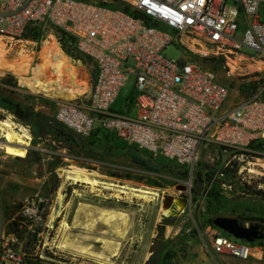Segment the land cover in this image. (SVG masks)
Segmentation results:
<instances>
[{
	"label": "built area",
	"instance_id": "obj_1",
	"mask_svg": "<svg viewBox=\"0 0 264 264\" xmlns=\"http://www.w3.org/2000/svg\"><path fill=\"white\" fill-rule=\"evenodd\" d=\"M30 28L40 33L39 39L24 37ZM51 36L49 41L63 52L65 44L90 61L87 105L35 93L13 74L24 91L54 100L55 120L77 136L89 137L100 128L131 146L171 159L190 175L202 145L219 149L223 166L231 168L234 158L255 152L252 142L264 141V74L254 77L249 94L230 103L229 86L202 62L214 55L228 58L243 46L264 55V0H0V37L5 45L12 49L32 42L42 48ZM169 46L181 49V57L167 58L163 50ZM129 76L133 95L122 111H116L113 104ZM244 169L250 170L238 165L236 174ZM224 174L219 173L222 187L229 190ZM183 185L191 200V178ZM199 235L214 264H223L215 259L218 255L264 258V236L249 242L213 224ZM0 264H22V259L7 247L0 251Z\"/></svg>",
	"mask_w": 264,
	"mask_h": 264
},
{
	"label": "rangeland",
	"instance_id": "obj_2",
	"mask_svg": "<svg viewBox=\"0 0 264 264\" xmlns=\"http://www.w3.org/2000/svg\"><path fill=\"white\" fill-rule=\"evenodd\" d=\"M24 43L21 47L17 43L12 49L9 44L5 45L7 56L11 58L23 51L31 65L42 61L41 45ZM64 54L71 58L77 71H81L80 75H84L85 90L75 102L86 106L90 61ZM163 54L169 59H178L182 50L169 46ZM202 62L216 73L220 82L229 86L230 103L249 94L254 87L252 81H256L254 77L264 74V55H256V51L246 46L228 58L214 55ZM0 71V93L33 110V116L20 120L0 99V251L10 247L20 257L27 251V262L22 264H33L36 257L40 259L39 264H151L152 258L160 264H214L199 235L210 219L222 215L236 217L242 222L264 224V196L252 191L264 190V167L247 164L258 158L264 163V146L252 149L255 152L244 153L248 155L241 160L234 158L232 167L225 168L223 153L211 145H202L190 175L171 159L159 154L153 158L138 153L133 146L101 129L86 138L65 131L55 121L57 105L54 100L24 91L12 71ZM133 92V78L129 76L120 88L114 110L122 111ZM130 112L134 115L135 107ZM2 122L15 123L18 125L14 127L15 131L29 135L24 156L9 155L2 149V135L7 130ZM19 126L26 131L20 130ZM64 134L72 135L74 141ZM136 158L145 161V165L135 162ZM71 165L91 172L92 177L98 179V185L73 182L61 174ZM238 165H244L252 172L244 169L243 174L238 175ZM221 171L225 172V181L231 183L229 190L222 187ZM215 173V179L211 181ZM199 174L201 181L197 180ZM189 178L192 180V197L185 210L161 218L163 195H179L177 185H183ZM143 189L150 193L141 192ZM58 190L64 195L62 212L51 222V211L60 207L56 199ZM10 205L18 206L14 214L7 210ZM103 211L124 212L127 221L122 223L117 216L114 224L107 225L99 219L94 232L80 226L92 215L98 216ZM13 219H19L16 234L7 228ZM63 222H67L69 228L64 229ZM115 222L122 225L123 236L114 232ZM87 234L110 241L106 244L95 242L93 237H83ZM71 240L78 246L93 244L95 255L78 252L68 244L60 248L61 243ZM166 254L170 257L165 259ZM215 259L223 264H264V258L238 260L218 255Z\"/></svg>",
	"mask_w": 264,
	"mask_h": 264
},
{
	"label": "bare ground",
	"instance_id": "obj_3",
	"mask_svg": "<svg viewBox=\"0 0 264 264\" xmlns=\"http://www.w3.org/2000/svg\"><path fill=\"white\" fill-rule=\"evenodd\" d=\"M50 38L53 37L51 36L42 42L41 52L44 53L42 61L37 64L31 65L29 62V57L27 56V54H24L23 51H18L16 55L9 58L7 56L8 49L6 48L5 43L2 42L0 37V70L5 69L12 71L19 78L20 84L22 86H26L29 90L35 93L41 92L46 96L61 100L75 99L85 90L86 80L84 78V75H80L81 71H77V66H74V64L70 60L71 58L69 59L64 54V52L58 47L54 40L50 42ZM2 125L7 128V130H4V133L2 135L4 138V141L1 144L2 149L9 155L21 157L24 156L26 153V145L28 144L27 139L29 138V135L26 132L20 133L15 131L14 127H18V125L15 123L11 124L8 122H2ZM19 129H23V131H26V129L20 126ZM252 164L263 165L264 167V163H262V160H260L259 158L256 159L255 162H252ZM61 174H65L66 178L72 179L73 182H86L92 186L98 185L99 183L98 179L92 177L93 174L91 172L76 165H71L70 168L63 169ZM186 184L190 185V182H187ZM133 190L136 191L135 189ZM141 192L148 193L149 190L143 189L141 190ZM56 199L60 207L53 210V212L51 211V222L52 219L59 217L62 212L61 205L63 204L64 195L59 190L56 193ZM174 203V210L171 207L163 208L161 206V213L171 214L174 211L179 212L182 208V203L177 200H174ZM117 216H120V218L122 219V223H126V213L118 212V214H115L110 211H103L100 212L98 216L94 217L92 215V218L87 219L80 226H82V228L88 232H94V230H96L95 225L99 219H102V222L107 225H112L114 224L113 221ZM62 225L65 227L64 229L69 228V224L67 222H63ZM121 227L122 225L120 223H117L114 226V232L123 236L124 232L122 231ZM89 235L90 234H87L83 237H93L95 242L102 241L103 244L109 243L110 241L101 237L98 238L97 236ZM67 244L69 246H72L73 249L77 250L78 252L86 253L91 256L95 255V252L93 250L94 245L91 243H86L83 246H78V244H75V242L71 240L66 244L65 242L64 244L61 243L60 248L66 247ZM117 244H119V242H117Z\"/></svg>",
	"mask_w": 264,
	"mask_h": 264
},
{
	"label": "trees",
	"instance_id": "obj_4",
	"mask_svg": "<svg viewBox=\"0 0 264 264\" xmlns=\"http://www.w3.org/2000/svg\"><path fill=\"white\" fill-rule=\"evenodd\" d=\"M125 9H128V7H126ZM38 35H39V33H38V31L36 30V29H28L27 31H26V33L24 34V37L25 38H28V39H37L38 38ZM62 47H63V50H64V52L66 53V54H72V55H75V58H82V56L81 55H79L78 53H75L74 51H72V49L71 48H69V47H66V45L65 44H63L62 45ZM84 58V57H83ZM0 99H1V101L4 103V104H6V106L16 115V117L18 118V119H20V120H26V119H28V118H30L31 116H33V110L31 109V108H29V107H24L23 105H21L19 102H17V101H14L13 99H10L9 97H7V96H5V95H3V94H1L0 93ZM56 121V120H55ZM65 131H69V130H67V129H65L58 121H56ZM60 132H62L63 133V131L61 130ZM69 132H71V131H69ZM73 135H75L76 136V134H74L73 132H71ZM66 137H68V139H71L72 141H74V138H72L70 135H67V134H64ZM264 145V141H257V142H252L251 143V145H250V147L252 148V149H256V150H258L259 148H261L262 146ZM135 162H137V163H139V164H143V165H145V161H143V160H141L140 158H136L135 159ZM184 168V167H183ZM185 169V168H184ZM185 173H187V171L185 170ZM201 174H199L198 175V179L197 180H199V181H201ZM254 193H257V194H259V195H263L264 196V190H262V189H257V190H255V189H253L252 190ZM17 209H18V206L17 205H10V206H8L7 207V210L8 211H11L10 213L11 214H14L16 211H17ZM240 222H242L241 220H239ZM208 224H212V219H210L209 221H208ZM18 225H19V219H13V221H10L9 223H8V231L9 232H12V233H15L16 234V232H18ZM263 235H264V233H263ZM261 243H262V241H261ZM170 257V255L169 254H166V256H164V258L166 259V258H169ZM27 258H28V254H27V251H26V253L24 254V256L23 257H21V259H22V262L23 261H25V262H27L26 260H27ZM36 259V261L33 263V264H39V261H40V259H37V257L35 258ZM152 262H151V264H160L159 263V260H153V258H152V260H151ZM147 264V263H146Z\"/></svg>",
	"mask_w": 264,
	"mask_h": 264
},
{
	"label": "water",
	"instance_id": "obj_5",
	"mask_svg": "<svg viewBox=\"0 0 264 264\" xmlns=\"http://www.w3.org/2000/svg\"><path fill=\"white\" fill-rule=\"evenodd\" d=\"M176 188L180 190V194L179 195H173L170 193L164 194L161 205L163 208L171 207L174 210L175 209L174 200H177L182 203V208L179 212L174 211L171 214L161 213V218H164L165 216L168 215H177L181 211H183L184 208L186 207L188 203V200L184 193L186 187L182 184H178ZM212 224L220 228L221 230L233 235L236 238H241L249 242H252L259 238H263L264 236L262 233V229H263L262 224L252 223L249 224L248 226H245L239 221L238 218L232 216H222V215L216 216L212 219Z\"/></svg>",
	"mask_w": 264,
	"mask_h": 264
},
{
	"label": "crops",
	"instance_id": "obj_6",
	"mask_svg": "<svg viewBox=\"0 0 264 264\" xmlns=\"http://www.w3.org/2000/svg\"><path fill=\"white\" fill-rule=\"evenodd\" d=\"M41 98H43V97H41ZM98 129H100V128H96L93 132H92V134L93 133H95V131L96 130H98ZM103 131V130H102ZM91 134V135H92ZM115 137V136H114ZM116 138V137H115ZM118 139V138H117ZM118 140H120V141H123L122 139H118ZM124 142V144H127L125 141H123ZM122 144V143H121ZM134 148H135V150L138 152V153H145L147 156H151V157H153V158H155V156L154 155H152V154H150V153H148V152H146V151H144V150H141V149H139V148H137V147H135V146H133Z\"/></svg>",
	"mask_w": 264,
	"mask_h": 264
}]
</instances>
